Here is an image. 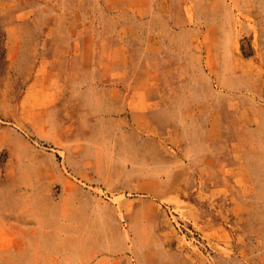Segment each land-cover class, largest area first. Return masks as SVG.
<instances>
[{
  "label": "rangeland",
  "instance_id": "rangeland-1",
  "mask_svg": "<svg viewBox=\"0 0 264 264\" xmlns=\"http://www.w3.org/2000/svg\"><path fill=\"white\" fill-rule=\"evenodd\" d=\"M0 264H264V0H0Z\"/></svg>",
  "mask_w": 264,
  "mask_h": 264
},
{
  "label": "crops",
  "instance_id": "crops-1",
  "mask_svg": "<svg viewBox=\"0 0 264 264\" xmlns=\"http://www.w3.org/2000/svg\"><path fill=\"white\" fill-rule=\"evenodd\" d=\"M58 9H56L54 7V10H57L59 11L62 16H63V20H59V21H55L56 23L51 25L53 28H66V29H70L72 27H75L76 25L74 23H72V21L67 17V14L69 13V11L71 12L72 10H70L69 8L65 7L64 4H61V5H58L57 7ZM74 10H77V7L74 9ZM82 9H78V11H81ZM129 26H132V25H129V24H124V26L122 27H129ZM69 36V35H68ZM70 38V37H69ZM55 57V56H54ZM144 91V88L143 90ZM108 92L110 93L109 97H110V103L108 104V106L106 107V111L104 112V114L107 116V117H111L112 119L113 118H116V114H117V108H118V104L116 103V100L114 99V96L111 95L113 94V87H110L108 89ZM92 110V108H91ZM84 111H88L87 109L86 110H82V113ZM90 111V110H89ZM93 111V110H92ZM94 112V111H93ZM53 116H55V119L54 121H52V123H55V126H54V129L53 131L55 132V137H57V134L60 132V124L62 125H65L67 123H69L70 125L73 123V121L71 120H68L67 117L65 116H61L60 114H54ZM79 122H80V119H79ZM48 123V129H49V134H52L51 132V128L49 127V125H51V119H48L47 121ZM79 130V128H78ZM79 133V132H78ZM209 137H206L205 140H208ZM205 148H206V151H204V154L208 157L209 156V143H205Z\"/></svg>",
  "mask_w": 264,
  "mask_h": 264
}]
</instances>
